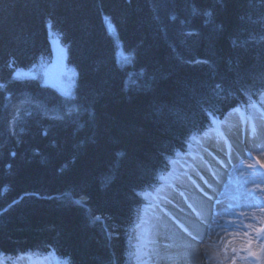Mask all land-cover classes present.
I'll use <instances>...</instances> for the list:
<instances>
[{"label":"trees","instance_id":"1","mask_svg":"<svg viewBox=\"0 0 264 264\" xmlns=\"http://www.w3.org/2000/svg\"><path fill=\"white\" fill-rule=\"evenodd\" d=\"M51 36L76 71L71 104L12 78L51 63ZM261 37L264 0H0V264H138L154 202L194 155L187 128L264 85Z\"/></svg>","mask_w":264,"mask_h":264},{"label":"rangeland","instance_id":"2","mask_svg":"<svg viewBox=\"0 0 264 264\" xmlns=\"http://www.w3.org/2000/svg\"><path fill=\"white\" fill-rule=\"evenodd\" d=\"M109 24V22L106 23L107 29ZM110 33H114L113 26ZM51 43L53 47L60 45L59 41L53 36H51ZM118 47V60L127 63L129 57L122 51L119 44ZM51 64L52 61L51 63L44 62L37 68L21 71L29 73L26 79H33L32 77L40 79L44 85L55 88L60 94V90L65 87H70L73 93L76 81L75 69L68 66L66 62L61 66L54 65V67ZM261 112H264V109L259 111L250 109L248 115L252 118L245 115V118L244 116L237 117L239 119L235 116L236 112H231L224 120L223 125L226 128L223 132L230 139L235 131L247 134V137H249L248 150L245 152L244 157L236 161L228 170L226 180L223 183L224 186H221L217 195L219 200L215 201L212 223L208 228L209 235L205 238V243L208 245L205 264H232L233 260L235 264H264V247H262L264 246V231H256L259 228H264V138L261 141L252 139V135L248 131L253 123L264 124V120L259 115ZM230 139L227 140V143L221 137L216 138L214 143L209 142L207 139L202 140L203 146L198 147L200 149L198 158L203 157L208 161H213V155H210L208 151L214 152L211 148L214 144L221 148L222 152L231 151L232 149L228 147V144L232 143ZM206 148H208V151H205ZM200 165L196 166L197 170L199 172L206 171ZM189 176H192V173ZM190 184L192 183L184 181L177 186L185 188ZM175 193L174 188H172L164 204L165 206L169 205L168 201L172 199ZM162 214L153 215L149 223L143 226L141 234L142 248L138 264H149L146 256L151 248V226L155 220L161 218ZM249 241H251L250 247L248 246ZM226 245L227 247H225ZM202 251H205L203 247ZM252 253H255V255H252ZM251 256L256 258V262L252 261ZM207 257H211V259L209 260ZM18 264L37 263L25 260Z\"/></svg>","mask_w":264,"mask_h":264},{"label":"snow or ice","instance_id":"3","mask_svg":"<svg viewBox=\"0 0 264 264\" xmlns=\"http://www.w3.org/2000/svg\"><path fill=\"white\" fill-rule=\"evenodd\" d=\"M218 2H222V0H218ZM206 16H210L211 13L205 12ZM172 19H175V17H172ZM109 32L112 30L111 24L108 26ZM186 35H192L191 32L186 33ZM262 40H264V37H261ZM233 45H236V41H233ZM64 56L63 49L58 53V61H62ZM194 63H204L207 64V60L203 61H194ZM10 68L13 66V63L10 62L8 65ZM29 76V73H25L19 69L15 70L13 72L12 78L14 80L18 81H24ZM35 79V77H32ZM62 96L65 98L63 103L65 104H71V102L75 99L73 96V93L71 91L70 87L62 88L61 90ZM240 91L243 93V95L247 98V105L246 107L248 109H257L258 111L260 109H264V85H262L260 88L256 89L255 92L251 91L250 89L246 87H242ZM212 92L215 96L219 97L224 92L223 85L220 83H217L212 88ZM0 93H3V100L0 102V110L7 109L11 105V96L12 94L7 91V84L0 82ZM231 95V93H228ZM258 95L261 99L260 100H253V96ZM33 101L30 98H27L25 100H21L19 102V105H13L16 109V115L13 116L12 121L9 122L10 127L12 123H14L17 119L20 117L21 113V106L24 104L32 103ZM77 107L75 105L68 107L67 111L64 113V116H70L73 112L77 111ZM217 109H214L212 107H206L202 108V112L204 115V121L197 123L193 122L188 128L186 132V141H196L200 142L201 140L207 139L209 142L212 141V133H215L216 136H219L224 139V142L227 143V140L230 139V137L227 136L226 133L222 131V125L223 121L219 120V117L217 116ZM232 112H240L241 106L237 105L235 108L231 110ZM25 115H31V112L25 111ZM231 114V113H229ZM64 116L57 115L55 118L63 119ZM260 118L264 120V112L260 113ZM227 119V117H225ZM249 134L253 137L264 134V124H255L253 123L251 127L249 128ZM47 134L46 132L44 133ZM229 149L232 147L231 144H228ZM207 151V149H205ZM14 155V154H13ZM227 155H231L230 152L227 153ZM165 159H168L165 157ZM212 160H215L217 164H220L221 166H224L225 163L231 164L232 161L229 159L228 161H223L217 159L216 156H212ZM200 167L204 168L213 178L216 177L217 171L211 166V161L206 160L205 158L201 157V165ZM196 175L199 176L200 180L204 181V184L209 188L212 189V191H215V188L212 184L211 180L206 179L204 176L200 175L199 171H196ZM188 179L195 183L194 180H192V177L189 176ZM181 196H184L185 194L183 192L180 193ZM204 196L207 198L208 201H212L214 199L213 195H210L207 191L204 192ZM165 199H167L165 197ZM171 203V201H168ZM218 202V201H217ZM75 203L80 204L81 201L77 200ZM189 208L193 210V213L195 214L196 220L192 223H185L183 221H178L177 226L181 229L183 233L187 237H189V240L186 244L187 251V257L192 260H199L200 264H205L206 259V253L208 245L205 243V236L209 235L208 228L211 225V221L209 219L210 214H205V212L202 209L197 208L194 204H189ZM95 220H99L100 217L96 216L94 217ZM198 222V224H197ZM204 228V231H201V228ZM256 231L262 232L264 231V228H259ZM109 238H111V234H109ZM248 246H251V241L248 242ZM203 247L205 249L204 252H201L200 249ZM227 247V245L225 246ZM264 247V246H262ZM235 251V249H233ZM252 255H255V253H252ZM207 259H211V257H207ZM232 264H235V261H232Z\"/></svg>","mask_w":264,"mask_h":264},{"label":"bare ground","instance_id":"4","mask_svg":"<svg viewBox=\"0 0 264 264\" xmlns=\"http://www.w3.org/2000/svg\"><path fill=\"white\" fill-rule=\"evenodd\" d=\"M233 140L234 145L231 155L229 156L227 153L217 152L216 154L219 160L226 162L231 159L233 163L244 157L245 151H247V142L244 137L242 135H235ZM232 163H225L224 166H221L217 164L216 161H212L211 166L217 171L215 178L208 172L203 173L202 176L212 181L215 188L214 192L204 184V181L198 178L192 187H185L175 193L171 203L166 207L163 216L159 220H155L152 226V234L150 236L152 237L150 238L152 240L150 245L151 248L146 256L149 264H200L199 260H192L187 257L188 250L186 249V244L189 237L181 231L177 226V222L183 221L185 223H192L196 220L193 210L188 207L189 204H194L197 208L202 209L205 214H210L209 219L211 221L214 199ZM205 191L213 195L214 199L212 201H208L204 196ZM181 192L185 195L181 196ZM25 195L26 194L19 196L14 202L19 201ZM85 199V197H80L77 200L84 201ZM12 203L6 207L11 206ZM201 231H204L203 227ZM200 251L202 252V247Z\"/></svg>","mask_w":264,"mask_h":264},{"label":"water","instance_id":"5","mask_svg":"<svg viewBox=\"0 0 264 264\" xmlns=\"http://www.w3.org/2000/svg\"><path fill=\"white\" fill-rule=\"evenodd\" d=\"M63 49L64 56L62 61H58V53ZM65 54H66V49L62 46H56L53 48V53H52V65H58L61 66L64 63L65 60Z\"/></svg>","mask_w":264,"mask_h":264}]
</instances>
